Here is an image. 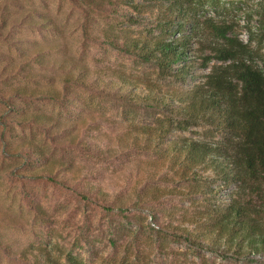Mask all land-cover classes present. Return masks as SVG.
Here are the masks:
<instances>
[{
	"label": "rangeland",
	"instance_id": "1",
	"mask_svg": "<svg viewBox=\"0 0 264 264\" xmlns=\"http://www.w3.org/2000/svg\"><path fill=\"white\" fill-rule=\"evenodd\" d=\"M173 1L0 0V264H31L36 249L85 264H264L174 234L198 231L195 218L237 188L183 180L170 142L231 146L237 137L214 114L188 125L176 104L146 98L188 92L217 62L202 69L197 58L194 77L177 83L113 45L158 35L179 14ZM204 1L199 11L264 53V0ZM197 39L194 55H207L211 36ZM145 127L155 134H135ZM254 188L244 202L264 209V187Z\"/></svg>",
	"mask_w": 264,
	"mask_h": 264
},
{
	"label": "trees",
	"instance_id": "2",
	"mask_svg": "<svg viewBox=\"0 0 264 264\" xmlns=\"http://www.w3.org/2000/svg\"><path fill=\"white\" fill-rule=\"evenodd\" d=\"M182 1H173L179 14L162 21L165 23L158 29L159 34L150 40L126 37L121 43L112 42L125 53L154 65L159 76L177 83L194 77L197 58L202 59L199 64L202 69H207L212 61L217 62L203 76V84L194 85L186 93H171L160 99L146 97L164 108L176 104L172 114L188 125L196 124L205 116L212 120L208 117L214 114L237 137L231 146L186 138L170 142L166 153L172 155L177 174L183 180L200 181L209 176L237 188L229 201L213 199L221 207H210L195 218L191 225L198 226L197 232L180 226L174 234L223 258L264 256V209L245 203L241 195L253 187H264V53L251 47L252 38L249 43L243 42L226 20L205 15L201 12L204 9L199 11L198 8L204 7V0L184 1L188 3L185 10L181 7ZM94 5L105 8L101 2ZM203 32L212 40L205 43L208 54L196 57L194 47ZM136 130L137 135L155 134L150 127ZM35 251L31 264H85L71 255L61 262L46 250Z\"/></svg>",
	"mask_w": 264,
	"mask_h": 264
}]
</instances>
